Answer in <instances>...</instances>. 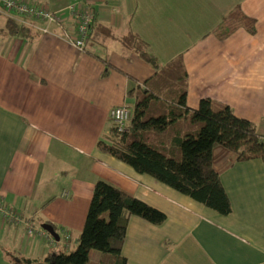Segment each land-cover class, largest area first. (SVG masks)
I'll return each mask as SVG.
<instances>
[{
  "label": "crops",
  "instance_id": "0c3cea01",
  "mask_svg": "<svg viewBox=\"0 0 264 264\" xmlns=\"http://www.w3.org/2000/svg\"><path fill=\"white\" fill-rule=\"evenodd\" d=\"M38 1L60 9L78 0ZM86 1L92 23L106 24L113 35L100 29L99 40L89 39L85 50L65 41L58 24L32 35L0 33V194L29 221L0 218V264H12V254L41 260L73 248L99 179L166 213L159 224L129 217L121 252L130 264H264L261 157L240 159L223 145L212 147V164L232 207L223 214L96 147L111 124L110 108L133 106L132 88L178 56L187 70L188 106L204 96L228 103L264 137L260 0ZM236 7L256 18V32L239 25L220 37L216 27ZM128 30L147 41L157 67L122 52L118 36ZM180 120L195 121L188 114ZM47 221L58 239L29 230ZM61 228L69 235L61 236Z\"/></svg>",
  "mask_w": 264,
  "mask_h": 264
},
{
  "label": "trees",
  "instance_id": "16d2710c",
  "mask_svg": "<svg viewBox=\"0 0 264 264\" xmlns=\"http://www.w3.org/2000/svg\"><path fill=\"white\" fill-rule=\"evenodd\" d=\"M4 16L0 33L32 35L37 32V28ZM42 22L47 27L60 26L55 21L36 23ZM239 25H244L251 33L256 32V18L236 7L218 24L215 33L225 37ZM100 29L113 35L106 24L91 23L84 50L89 39L99 40ZM118 38L124 54L135 53L157 67L147 50V41L138 33L128 30ZM186 83L187 70L180 56L147 78L144 85L137 83L129 92L133 96V110L125 128L119 129L110 117L111 124L97 139L96 147L128 163L136 171L146 172L227 214L232 210L231 202L212 164V147L220 144L237 152L240 159L261 157L264 160V137L253 121L236 115L228 103L204 96L197 106H188ZM186 114L195 120L194 123L180 120ZM133 214L155 224L166 218L162 209L99 179L94 184L83 227L73 248L53 251L41 260L12 254L10 261L12 264H90V251L96 249L107 255L105 264H130L121 248L128 219Z\"/></svg>",
  "mask_w": 264,
  "mask_h": 264
},
{
  "label": "built area",
  "instance_id": "2783aa9c",
  "mask_svg": "<svg viewBox=\"0 0 264 264\" xmlns=\"http://www.w3.org/2000/svg\"><path fill=\"white\" fill-rule=\"evenodd\" d=\"M7 5L0 7V12L5 14L6 16H10L24 24H27L31 27H34V22L32 21V17H41L42 15L45 16L44 21H54L53 17L58 14V12L52 11L48 6H44L40 9V5H36V7L33 4L24 5L17 0H6ZM20 1V0H19ZM21 5H24L25 7H28L27 9H24V11L21 13L18 10V6L21 7ZM38 11H37V10ZM32 12L31 16H28V12ZM74 13V14H73ZM73 13L70 12V17L73 19V25L62 27V35L65 41H68L71 45H73L78 50H84V46L87 40L88 33L90 32L91 23L93 20V13L92 10L87 8L81 0L78 4ZM75 21V22H74ZM35 27H39L37 23H35ZM44 31L47 30V26H44ZM39 29V28H37ZM132 106L123 103L120 105L113 106L110 111L109 115L113 121L117 124V127L119 129H124L127 121L130 119L129 115L132 113ZM0 204L4 205L2 201L0 200ZM1 206V205H0ZM5 206V205H4ZM3 208V207H2ZM0 214H4L7 216L8 221H17L22 222L24 219L18 218L14 210L10 208L9 206H5L4 210H0ZM30 231H35L36 233L40 234L38 230L46 231L43 227H29Z\"/></svg>",
  "mask_w": 264,
  "mask_h": 264
},
{
  "label": "rangeland",
  "instance_id": "374dc122",
  "mask_svg": "<svg viewBox=\"0 0 264 264\" xmlns=\"http://www.w3.org/2000/svg\"><path fill=\"white\" fill-rule=\"evenodd\" d=\"M18 2H20V3H22V4H24V5H29V4H33L35 7H36V5H40V9L41 8H43V10L45 9V7L46 6H48L50 9H52V11H54V12H58V14L56 15V16H54L53 17V19H54V21L55 22H57V23H59L60 25H61V27H66V26H70V25H73V19L70 17V12L71 13H73V11L75 10V8L77 7V4L79 3L78 1H70L69 3H67L63 8H60V9H53L51 6H49V5H47L46 3L44 4L42 1H38V0H17ZM83 2H84V4H85V6L87 7V8H89V9H91L92 10V8L90 7V5L88 4V1H86V0H83ZM8 3H7V1L6 0H0V7L1 6H6ZM24 5H21V7H19L18 6V10L22 13L23 11H24V9H27L28 7H25ZM45 6V7H44ZM37 10V9H36ZM262 10V11H261ZM38 11V10H37ZM63 11H65V12H63ZM28 12V11H27ZM256 12L259 14L260 12L261 13H263V15H264V0H260V3H258V5H257V7H256ZM32 13H33V11L32 12H28V16H31L32 15ZM74 14V13H73ZM44 18H45V16L44 15H42L41 17H36V16H33L31 19H32V21L34 22V29H36V28H39L40 30H42L43 31V29L45 28L44 27V23L42 22V24L40 23V25H38L39 27H35V23L36 22H38V21H44ZM263 20H264V16H263V18H262ZM2 22H4V15L3 14H0V24H2ZM75 22V21H74ZM257 26H259L260 27V29H261V27H264V21H258V24H257ZM73 46V45H72ZM74 47V46H73ZM75 48V47H74ZM78 50V49H77ZM130 100V99H129ZM120 104H123V102L122 103H119V104H116V105H120ZM116 105H113V106H116ZM112 106V107H113ZM111 107V108H112ZM110 108V109H111ZM110 111V110H109ZM131 117V114L129 115V118ZM95 184V183H94ZM113 184V183H112ZM118 186V185H117ZM93 187H94V185H93ZM118 187H120V186H118ZM120 188H122V187H120ZM122 189H124V188H122ZM125 190V189H124ZM126 191H128V190H126ZM92 192H93V189H92ZM92 192H91V195H92ZM129 192V191H128ZM131 193V192H130ZM131 194H133V193H131ZM133 195H135V194H133ZM64 196H67V194L66 195H64ZM90 198H91V196H90ZM0 200L2 201V203L5 205V206H9L6 202H5V198H4V196H3V194H0ZM145 200V199H144ZM146 201V200H145ZM89 202H90V199H89ZM1 206H0V210L2 209V210H4L5 209V206L4 205H2V204H0ZM153 205V204H152ZM88 206H89V204H88ZM154 206H156V205H154ZM3 207V208H2ZM156 207H158V206H156ZM159 208V207H158ZM161 209V208H160ZM87 210H88V208H87ZM87 213V212H86ZM16 214H18L17 215V217L18 218H21V219H23V217H22V215L20 214V213H16ZM86 216V215H85ZM0 218H2V219H4L5 221H8L7 220V216H5L4 214H0ZM85 220V219H84ZM9 222H11V221H9ZM12 222H14V221H12ZM15 222H17V221H15ZM22 222H29V221H27V220H24V221H22ZM48 222V221H47ZM38 232L40 233V235H42V236H48L50 239H51V241H53L55 238H54V236L48 231V230H46V231H41V230H38ZM60 232V231H59ZM60 234H61V236H68L69 234H68V230H66L65 228H61V232H60ZM73 236H74V234H73ZM92 250H96V249H92ZM92 250L90 251V253H92ZM96 251H98V250H96ZM98 252H100V251H98ZM102 253V252H101ZM104 259L101 257V255L99 254V253H95V254H90L89 255V261H88V263H90V264H105L104 262Z\"/></svg>",
  "mask_w": 264,
  "mask_h": 264
},
{
  "label": "water",
  "instance_id": "95a60500",
  "mask_svg": "<svg viewBox=\"0 0 264 264\" xmlns=\"http://www.w3.org/2000/svg\"><path fill=\"white\" fill-rule=\"evenodd\" d=\"M41 226L44 229L48 230L54 236L55 239L59 238V233L56 231L53 224H51L50 222H43Z\"/></svg>",
  "mask_w": 264,
  "mask_h": 264
},
{
  "label": "flooded vegetation",
  "instance_id": "af4514ba",
  "mask_svg": "<svg viewBox=\"0 0 264 264\" xmlns=\"http://www.w3.org/2000/svg\"><path fill=\"white\" fill-rule=\"evenodd\" d=\"M57 231V230H56Z\"/></svg>",
  "mask_w": 264,
  "mask_h": 264
}]
</instances>
